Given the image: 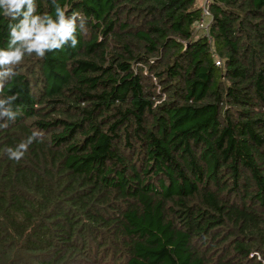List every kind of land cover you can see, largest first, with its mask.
<instances>
[{
  "label": "trees",
  "instance_id": "trees-1",
  "mask_svg": "<svg viewBox=\"0 0 264 264\" xmlns=\"http://www.w3.org/2000/svg\"><path fill=\"white\" fill-rule=\"evenodd\" d=\"M57 2L78 45L0 91V264H264V0H211V41L200 0Z\"/></svg>",
  "mask_w": 264,
  "mask_h": 264
},
{
  "label": "clouds",
  "instance_id": "clouds-1",
  "mask_svg": "<svg viewBox=\"0 0 264 264\" xmlns=\"http://www.w3.org/2000/svg\"><path fill=\"white\" fill-rule=\"evenodd\" d=\"M54 14L38 13L36 0H0V13L8 19L7 46L0 47V91L5 83L16 75V68L25 56L43 58L46 53L62 50L65 45L75 48L79 41L77 30H84L86 17L79 11L70 14L57 0H51ZM15 96L0 98V120L5 123L14 120L16 113L12 109ZM43 134L34 131L26 142H20L15 148L7 149L9 159L19 162L28 150V146Z\"/></svg>",
  "mask_w": 264,
  "mask_h": 264
},
{
  "label": "built area",
  "instance_id": "built-area-1",
  "mask_svg": "<svg viewBox=\"0 0 264 264\" xmlns=\"http://www.w3.org/2000/svg\"><path fill=\"white\" fill-rule=\"evenodd\" d=\"M200 3H201L202 14H201V18L196 23V29L200 34L208 37L209 41H211L210 25L212 21V15L209 7L211 0H200Z\"/></svg>",
  "mask_w": 264,
  "mask_h": 264
}]
</instances>
